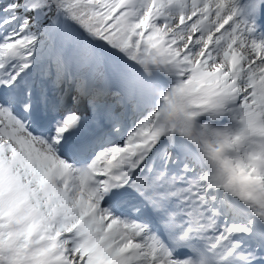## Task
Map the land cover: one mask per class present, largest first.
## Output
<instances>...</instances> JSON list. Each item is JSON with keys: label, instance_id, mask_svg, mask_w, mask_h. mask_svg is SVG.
<instances>
[{"label": "snow or ice", "instance_id": "6c2138e0", "mask_svg": "<svg viewBox=\"0 0 264 264\" xmlns=\"http://www.w3.org/2000/svg\"><path fill=\"white\" fill-rule=\"evenodd\" d=\"M0 264H264V0H0Z\"/></svg>", "mask_w": 264, "mask_h": 264}]
</instances>
